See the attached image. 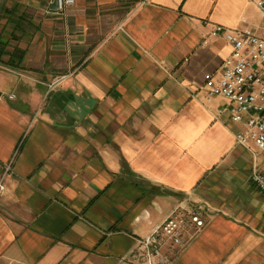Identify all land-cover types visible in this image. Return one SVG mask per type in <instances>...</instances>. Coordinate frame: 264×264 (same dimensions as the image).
Wrapping results in <instances>:
<instances>
[{"label":"crops","instance_id":"0c3cea01","mask_svg":"<svg viewBox=\"0 0 264 264\" xmlns=\"http://www.w3.org/2000/svg\"><path fill=\"white\" fill-rule=\"evenodd\" d=\"M0 0L17 67L0 64V264H264V157L207 99L250 0ZM9 25L7 26L6 25ZM9 54L3 58L9 59ZM206 225L185 246L140 240L179 203Z\"/></svg>","mask_w":264,"mask_h":264},{"label":"built area","instance_id":"2783aa9c","mask_svg":"<svg viewBox=\"0 0 264 264\" xmlns=\"http://www.w3.org/2000/svg\"><path fill=\"white\" fill-rule=\"evenodd\" d=\"M260 11L264 31V0H250ZM76 0H48L47 12L62 15ZM223 35L231 47L224 60L219 79L205 74L207 99L226 98L231 104V120L241 125L234 133L237 143L248 146L252 142L264 153V36L253 28L233 29L217 24L211 31ZM251 181L264 193V172L254 165ZM0 189L3 186L0 184ZM204 212L199 207L179 203L165 220L140 240L146 253L158 255L165 245L185 246L205 227ZM129 264V263H123Z\"/></svg>","mask_w":264,"mask_h":264},{"label":"trees","instance_id":"16d2710c","mask_svg":"<svg viewBox=\"0 0 264 264\" xmlns=\"http://www.w3.org/2000/svg\"><path fill=\"white\" fill-rule=\"evenodd\" d=\"M9 39L4 36L3 29L0 30V64H5L11 67H17L20 65L23 57L24 51L19 48H15L9 53ZM9 54V59L5 60L3 57Z\"/></svg>","mask_w":264,"mask_h":264},{"label":"rangeland","instance_id":"374dc122","mask_svg":"<svg viewBox=\"0 0 264 264\" xmlns=\"http://www.w3.org/2000/svg\"><path fill=\"white\" fill-rule=\"evenodd\" d=\"M6 25H7V23H6ZM7 26H9V25H7ZM261 155L264 157V153L261 151Z\"/></svg>","mask_w":264,"mask_h":264},{"label":"water","instance_id":"95a60500","mask_svg":"<svg viewBox=\"0 0 264 264\" xmlns=\"http://www.w3.org/2000/svg\"><path fill=\"white\" fill-rule=\"evenodd\" d=\"M1 94V93H0Z\"/></svg>","mask_w":264,"mask_h":264}]
</instances>
